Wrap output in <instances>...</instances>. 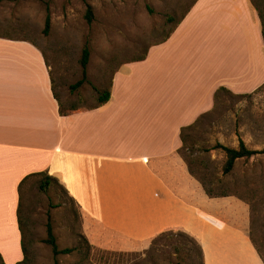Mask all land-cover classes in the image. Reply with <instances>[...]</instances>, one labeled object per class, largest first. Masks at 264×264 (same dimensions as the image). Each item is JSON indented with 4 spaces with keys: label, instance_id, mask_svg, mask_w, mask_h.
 Masks as SVG:
<instances>
[{
    "label": "crops",
    "instance_id": "1",
    "mask_svg": "<svg viewBox=\"0 0 264 264\" xmlns=\"http://www.w3.org/2000/svg\"><path fill=\"white\" fill-rule=\"evenodd\" d=\"M263 85L264 40L251 0H194L142 60L118 65L105 104L64 115L42 50L0 38L2 263L23 259L19 185L41 172L84 222L126 242L169 231L196 237V226L241 234L196 207V181L178 155L180 130L212 111L218 89L243 96Z\"/></svg>",
    "mask_w": 264,
    "mask_h": 264
},
{
    "label": "rangeland",
    "instance_id": "2",
    "mask_svg": "<svg viewBox=\"0 0 264 264\" xmlns=\"http://www.w3.org/2000/svg\"><path fill=\"white\" fill-rule=\"evenodd\" d=\"M193 1L0 0V38L37 45L50 68L61 110L85 109L96 104L118 65L142 57L149 46L166 39ZM252 3L264 19V0ZM85 4L91 8L90 20ZM46 7L50 27L44 35ZM84 47L89 51L86 79L71 91L81 79ZM189 135L193 161L204 158L214 176L236 189L234 196L209 199L196 182V202L216 217L206 220L219 228L225 223L241 234L196 226L193 237L201 247V259L177 232H165L147 243L126 242L84 222L54 184L43 191L33 178L21 189L26 264H53L50 247L44 243L47 223L58 249L79 247L56 257L57 264H264V155L237 161L230 174L221 176L224 156L210 149L215 144L236 148L240 139L251 150H264V87L243 97L220 93L212 112Z\"/></svg>",
    "mask_w": 264,
    "mask_h": 264
},
{
    "label": "trees",
    "instance_id": "3",
    "mask_svg": "<svg viewBox=\"0 0 264 264\" xmlns=\"http://www.w3.org/2000/svg\"><path fill=\"white\" fill-rule=\"evenodd\" d=\"M251 2H252V0H251ZM253 6L255 7V9L257 11V14H258V17H259V20L261 23L262 36H263V40H264V19L260 15V12L256 8V6L254 4H253ZM85 15H86V19L90 20L91 8L87 4H85ZM182 18H183V15L178 21L175 22L174 26L169 31L168 36L171 34V32L174 30V28L179 24V22L181 21ZM167 21L172 22V18H167ZM49 27H50V16H49L48 8L46 7L45 8L44 28H43V34L44 35H46L48 33ZM8 39H12V38H8ZM144 55H145V53H144ZM144 55L140 58L135 59V60L136 61L142 60L144 58ZM88 57H89V51H88L87 47H84L81 51L80 60H79V65L81 68V79L78 82H76L73 86L70 87L71 91L76 90L78 87H80L84 83V81L86 79V66L88 63ZM109 87H110V80H109L107 89L105 91H103L98 96L97 102L94 105V107H99L108 101L109 89H110ZM262 87H264V85ZM262 87H260L258 90H260ZM258 90H256V91H258ZM220 93H226L229 95L231 94L229 91H227L223 88L218 89L216 94L214 95V106H215L216 101L219 98ZM243 96H245V95H243ZM243 96H239V97H243ZM58 105H59V103H58ZM59 109H60V114L64 115L65 112L63 110H61L60 105H59ZM75 109H77V108L72 106L66 111H73ZM211 112L212 111L208 112L207 114L200 116L192 125L185 127V128H182L180 130V140H181L182 145H181L180 149L178 150V154L180 155V157L183 159L184 163L186 164L189 175L197 183H199V185H200L202 191L204 192L205 196L209 199H220V198H226L229 196L236 195V194H234L236 189L233 187L229 188V186H227V184L224 183V181H222V179L214 176L213 172L211 171V169L209 167L208 162L204 158L199 159L198 161H196V163L193 161L192 155L194 153V150H193V146H192V143L190 141V135H189L190 132H193L195 130L197 131V128L199 126H201V123L204 120V118L206 116H208ZM210 149L211 150H218L224 156V161H223V164L221 167V176H226V175L230 174L233 171L237 161H248L249 159H251L252 157H254L256 155H264V150H260V151L251 150V149L247 148L245 146V144L243 143V141L240 139H238V144H237L236 148H230V147L222 146L220 144H215ZM196 153H198V152H196ZM33 178L34 179L36 178L37 185H38L39 189L43 190V191L46 190L47 188H49V186H51V184H54L56 186V188L61 192V194H63V196L70 203H72L73 206L76 207V205L74 204V201L70 197H68V194L64 190V188L62 186H60L55 179L49 177L46 172H41V173L33 174V175L26 177L19 185L20 202L18 204L17 215H18V226H19V230L21 233V248H22V253H23V259L21 262H19L17 264H26V262H27V249H26V245H25L24 229H23L24 224L20 218V213H21V209H22L21 189H22L23 185L28 180L33 179ZM196 207L204 209L202 204H199L198 202H196ZM179 235L186 239V243L194 246L195 255H196V250H197V255L201 259L202 258V250H201V247H200L199 243L197 242V240L191 236L189 237L186 233L181 232ZM162 236L163 235L156 238L155 241L157 239H160ZM44 243L50 247V250H51V253L53 256V264H57L56 257H58L60 255H69L72 252L79 250V247L78 248L58 249V247L56 245V240H55V237H54V234L52 231V227L49 223L46 224V239L44 240ZM0 263L3 264L1 258H0Z\"/></svg>",
    "mask_w": 264,
    "mask_h": 264
}]
</instances>
